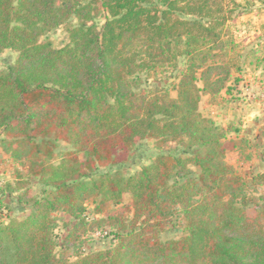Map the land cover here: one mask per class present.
Masks as SVG:
<instances>
[{"label":"trees","instance_id":"1","mask_svg":"<svg viewBox=\"0 0 264 264\" xmlns=\"http://www.w3.org/2000/svg\"><path fill=\"white\" fill-rule=\"evenodd\" d=\"M95 1L0 0V53L19 52L0 72V131L12 151L32 160V174L54 188L51 198L29 200L24 217L0 224V264H264V202L254 199L255 211H248V188L264 184V173L250 181L237 175L224 160L226 133L199 111L202 93L223 88L212 80L203 53L220 40L221 23L209 1L102 0L101 27ZM62 24L68 25V43L55 48L41 41ZM180 54L186 59L177 97L161 89L137 91L138 70ZM50 134L74 147L59 164L34 159L37 140ZM147 137L159 145L187 139L203 149L158 154L133 175L117 169L84 179L96 166L115 165L118 147L131 149ZM193 166L201 168L199 177ZM103 190L115 204L132 194V218L120 212L93 222L122 229L114 233L117 244L74 261L59 257L54 214L78 217L89 196ZM4 206L0 197V211ZM178 206L186 233L163 242L158 228Z\"/></svg>","mask_w":264,"mask_h":264},{"label":"rangeland","instance_id":"2","mask_svg":"<svg viewBox=\"0 0 264 264\" xmlns=\"http://www.w3.org/2000/svg\"><path fill=\"white\" fill-rule=\"evenodd\" d=\"M92 1V0H84ZM101 1L96 6L94 20L99 27L105 21L106 11ZM213 15L219 19L220 40L203 47L208 55L207 66H211V78L223 88L219 93H202L199 111L203 117L212 119L224 130L227 153L225 162L243 180L250 181L259 173H264V0H208ZM71 22L75 23L73 17ZM67 24L59 25L41 37V41H50L55 48L69 41ZM182 49V48H181ZM19 56V52L7 48L0 53V72L7 71ZM186 57L178 55L172 62L160 64L151 70H138V92L152 95L167 91L177 97L176 85L181 71L185 68ZM200 61V60H199ZM229 68L227 72L226 69ZM201 71L197 84L203 87ZM8 137L0 131V197L4 208L0 211V224L11 218L24 217L31 209L32 198H51L54 188L45 184L39 176L30 171L31 161L25 153L14 152L5 143ZM40 150L34 159L46 164H59L65 153L74 149L73 145L56 134L39 138ZM203 149L190 145L188 140L167 141L157 144L156 139L147 137L138 140L128 149L120 146L115 151L117 163L107 167L96 166L89 170L84 179L91 181L100 174L119 169L125 176L133 175L153 161L158 154L186 155ZM85 159V154L80 153ZM194 176L199 177L201 168L192 167ZM19 183L24 184L19 188ZM10 184V187L8 186ZM248 195L253 201L248 211H255L254 201L264 202V184L249 186ZM255 199V200H254ZM132 194L126 193L121 204H115L110 194L103 190L94 193L84 202V210L78 216L63 211L54 215L57 225L54 229L57 242L56 253L74 261L79 255L105 250L117 244L114 233L122 231L118 227L95 226L93 222L110 214L123 212L132 218ZM129 207L131 210H126ZM26 209L25 212L22 210ZM77 227V224H79ZM186 220L182 208L173 210L163 228H158L160 239L164 242L179 239L185 235ZM77 229V230H76Z\"/></svg>","mask_w":264,"mask_h":264}]
</instances>
